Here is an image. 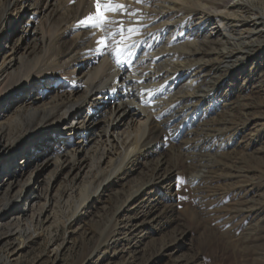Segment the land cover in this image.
Masks as SVG:
<instances>
[{
    "label": "bare ground",
    "instance_id": "bare-ground-1",
    "mask_svg": "<svg viewBox=\"0 0 264 264\" xmlns=\"http://www.w3.org/2000/svg\"><path fill=\"white\" fill-rule=\"evenodd\" d=\"M27 1L0 0V88L10 79L20 82L32 76L37 78L36 87L27 93L19 88V83L14 84L16 92L12 94V101L0 111L3 119L0 164L13 157V161L21 165L16 167L15 173L5 174L6 181L0 180V225L6 221L5 226H13L15 235L24 237V243L38 237L35 226L39 224L36 222L34 228L28 224L24 218L27 208L19 205L20 195L14 191L20 186L27 167L36 171L46 164L54 166L41 187L33 186L38 191L31 206L34 208L43 201L45 208L50 187L57 179H63L69 190L68 199H72L69 219L74 221L78 211L101 187L130 173L141 158L156 151L157 148L143 150L150 140L160 139V134L167 129L180 135L179 119L190 123L198 113V106L214 98L213 94L223 86L229 88L223 98L237 89L226 81H231L236 69L245 70L248 59L264 54V42L260 41L264 34V0H33L32 9L25 13ZM14 9L26 14L27 24L37 22V28L32 32L31 27L23 26L9 46V37L15 32L8 20ZM242 53L244 57L233 61V67L226 68L223 76L218 75L222 73L221 65L226 67ZM254 73L255 70L251 72L250 81ZM62 79L76 83L69 86L62 83ZM249 82L240 85L239 91L249 88ZM45 85H49L51 92L47 96L37 93ZM217 102L214 100L213 104ZM228 114L224 126L219 127L223 120H217L203 127L200 137L178 147L177 153L190 165L202 164L205 168L216 167L223 159H235L224 149L234 137L248 131V126L239 121L242 116ZM156 121L159 126L152 127ZM21 127L23 129L19 130ZM92 127L96 128L94 133ZM12 129H18L19 133L15 131L17 135L3 146L2 139ZM78 130L86 136H78L77 142L59 137L75 135ZM212 157L217 160L210 161ZM105 159L110 161L106 172L99 167ZM165 163L162 158L160 165L149 170L140 185L142 189L128 192L126 203L115 210L127 209L151 186L168 181L173 173L165 174L161 168ZM87 164L93 174L88 173L89 181H85L84 176L81 184L73 189ZM29 181L30 177L25 182L26 187ZM195 181L199 185L201 178ZM94 183L95 189L89 196ZM259 200L248 207L247 211L253 216L262 213ZM66 203L67 199L63 204ZM13 205L18 211L7 214ZM54 205L55 222L61 215V206ZM168 213H146L140 222L133 221L129 225L119 241L129 255L139 252L142 245L141 241L136 242L135 235L149 236L148 230L153 229V225L160 227ZM175 241L166 242L159 250L162 253L174 251ZM98 247L94 249L96 255ZM133 259L130 255L126 264Z\"/></svg>",
    "mask_w": 264,
    "mask_h": 264
},
{
    "label": "rangeland",
    "instance_id": "rangeland-1",
    "mask_svg": "<svg viewBox=\"0 0 264 264\" xmlns=\"http://www.w3.org/2000/svg\"><path fill=\"white\" fill-rule=\"evenodd\" d=\"M32 1L29 0L25 4L23 10L25 13L32 9L30 5ZM27 21L26 14L13 10L8 24L11 23L10 26L14 28L15 33L9 37L7 43L9 46L14 43L16 32L21 31L23 26L31 27L32 32L37 28V22L27 24ZM32 37L33 35L30 36V40L33 39ZM260 41L264 42V34ZM1 46H3L2 43ZM244 56L245 54L242 53L235 59H231L226 67L221 65L219 71L222 73L218 75L223 76L226 68L233 67V61ZM253 70H255V77L250 81ZM236 71L231 81L226 83L229 82L239 88L240 85L245 86L250 81L249 88L241 91L238 88L234 89L235 92L231 91L223 98L224 93L229 90L223 86L221 91L213 94V100L208 99L198 106V113L194 120L190 123H187V120H181L182 118L177 121L180 135L174 133L172 129H167L160 134V139L150 140L143 150L157 148L156 151L141 158L140 163H136L130 173H126L106 187H101L93 196L91 194L96 184H91L93 187L89 189L91 197L87 205L78 211L74 221L69 219L72 199H68L69 190L63 179H57L50 187L46 199L49 203L45 205V208L43 201L34 208L31 206L35 192L38 191V189L34 190L36 187L33 186L41 187L47 180L46 177H49V173L53 172L54 166L46 164V167L36 171L32 170V167H27L21 180L22 184L20 182V186L14 191L20 195L19 205L27 208L24 218L27 219L28 224L34 228L36 222L39 223L37 227L35 226L38 237H31L24 243V237H17L13 226H5L6 221L2 223L1 225L4 226L0 225V264H126L130 255L134 258L130 264H173L178 261L182 264H264V220L262 219L264 209H261L264 208V54L254 60L248 59L245 70L236 69ZM31 78H24L20 82L10 79L5 86H1L0 111L12 101V94L16 92L13 89L14 84L19 83V88L26 93L36 87L37 78L35 76ZM61 82L69 86L76 83L68 79H62ZM41 90L38 89L36 92L43 96L51 92L49 85L43 86ZM197 95L200 96V94ZM214 100H218L217 104H213ZM230 102L231 105L224 107ZM248 105L250 108L247 107ZM229 108L232 109L229 110ZM228 112L237 118L242 116L239 121H243L248 126V131L232 137L233 142L231 140L224 149V152L228 151L235 159H227L228 162H226L221 158L224 165L219 162L218 166L215 164L216 167L212 165L205 168L203 166L206 165L202 164L190 165L183 155L177 153L178 147L193 140L196 141L203 127L207 128V125L217 120H223V124L221 123L219 127L224 126ZM2 121L3 119L0 118V123ZM25 122L26 120L23 124ZM152 124V127L159 126L157 121ZM22 129L23 127L19 130ZM19 130L12 129L10 133L8 132L1 144L7 146ZM95 131L96 128L92 127L91 132ZM78 136L85 138L86 134L78 130L75 135L72 133L59 135L62 139H74L76 142L79 141ZM222 143L223 141L218 142V145L221 146ZM35 145H40L39 140L35 142ZM23 154L26 155V153ZM162 158L166 161L161 167L162 170L166 175L173 173L168 181L151 186L145 195L131 203L127 209L116 211L115 208L118 205L124 201L126 203L128 192L142 189L143 186L140 185L148 177L149 170L160 165ZM99 159L100 156L97 157V162ZM212 159L210 161L217 160V158ZM109 163L108 159L101 160L99 167L106 172ZM86 166L88 169L85 168L76 179L73 189L81 184L84 176L85 181H89L88 173L89 176L93 174L89 164ZM16 167L21 165L16 164L13 157L5 164L1 163L0 180L7 179L6 173H15ZM29 177V186L26 187L25 182L29 180ZM195 178H201L199 185L196 184ZM24 179L26 180L23 181ZM23 185L25 188L18 194ZM117 196L118 201H116ZM66 199L67 203L63 204ZM259 199L261 200L259 210L262 213L253 216L247 211L248 207L258 203ZM54 203L61 206V215L55 220L56 223L52 218V212L56 207ZM16 211L18 207L13 205L7 214L16 213ZM164 211L169 213L161 221L160 227L153 225L151 229L153 231L148 230L149 236L142 233L135 235L136 242L141 241L142 245L139 252L129 255L126 247L119 242L121 234L133 221L140 222L143 214L164 213ZM45 216L47 221L44 219ZM174 239H176L174 251L162 253L159 250L166 242ZM132 246L133 244L129 250ZM96 247H98L97 255L94 251Z\"/></svg>",
    "mask_w": 264,
    "mask_h": 264
}]
</instances>
